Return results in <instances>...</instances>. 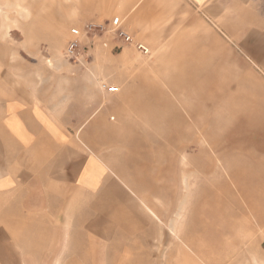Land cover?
Masks as SVG:
<instances>
[{
  "label": "rangeland",
  "instance_id": "rangeland-1",
  "mask_svg": "<svg viewBox=\"0 0 264 264\" xmlns=\"http://www.w3.org/2000/svg\"><path fill=\"white\" fill-rule=\"evenodd\" d=\"M7 102L56 129L42 211L0 200L16 264H264V0H0Z\"/></svg>",
  "mask_w": 264,
  "mask_h": 264
},
{
  "label": "crops",
  "instance_id": "crops-1",
  "mask_svg": "<svg viewBox=\"0 0 264 264\" xmlns=\"http://www.w3.org/2000/svg\"><path fill=\"white\" fill-rule=\"evenodd\" d=\"M4 109L0 107V200L5 199L8 202L4 206L6 213L17 211L15 206L10 204L16 197L24 198L22 206L26 207L29 213L42 211L48 191L42 186L43 180L39 172L42 166L38 163V156L43 135L48 132L55 133L56 129L52 128V124L45 125L39 115H32L29 121L26 120L16 110L13 102H7ZM19 211L20 207L17 212ZM2 237L0 264H16L13 251H8L6 247L14 242L5 238L6 235ZM21 260L22 264H30L28 258L23 257Z\"/></svg>",
  "mask_w": 264,
  "mask_h": 264
},
{
  "label": "built area",
  "instance_id": "built-area-1",
  "mask_svg": "<svg viewBox=\"0 0 264 264\" xmlns=\"http://www.w3.org/2000/svg\"><path fill=\"white\" fill-rule=\"evenodd\" d=\"M84 32L86 33L85 35L93 33L92 36L96 35L97 38L102 37L103 41L101 45L104 48L108 47L106 38H112L111 40L119 43L116 45L118 48L131 47L142 57L150 56V48L144 42L134 40L130 32L126 29L124 20L120 17L111 18L107 24L104 22H92L86 26ZM69 33L71 39L67 43L65 53L69 58H75L78 53L82 32L78 29H71ZM105 92L109 95H114L118 92V88L107 86L105 87Z\"/></svg>",
  "mask_w": 264,
  "mask_h": 264
}]
</instances>
